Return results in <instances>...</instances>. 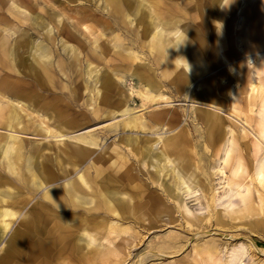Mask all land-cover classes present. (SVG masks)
Wrapping results in <instances>:
<instances>
[{"label":"rangeland","instance_id":"1","mask_svg":"<svg viewBox=\"0 0 264 264\" xmlns=\"http://www.w3.org/2000/svg\"><path fill=\"white\" fill-rule=\"evenodd\" d=\"M214 1L147 0L138 10L127 0H0V264H264L255 165L264 156V73L247 63L264 61V7L244 35L239 13L220 15ZM154 33L169 74L149 49ZM38 62L48 86L35 80ZM208 115L221 137L209 136ZM133 117L135 126L124 123ZM28 157L39 161L42 186L30 185ZM80 178L84 203L57 213L72 242L125 247L116 262L86 249L58 253L42 244L47 230L21 227L48 189ZM110 191L111 207L101 197Z\"/></svg>","mask_w":264,"mask_h":264},{"label":"bare ground","instance_id":"2","mask_svg":"<svg viewBox=\"0 0 264 264\" xmlns=\"http://www.w3.org/2000/svg\"><path fill=\"white\" fill-rule=\"evenodd\" d=\"M127 2H134L135 3V7L138 10L141 9V8H147V6H148L146 4L147 3V0H127ZM240 3H241V6H240ZM212 5L215 6L213 9H216L217 13L220 14V15L226 14V13H230L232 15H235L236 13H239V15H240V17L242 19V25H244L243 23H246L247 22L246 24H248V22H253L254 21V18L256 19V17H258L259 14H261V10L264 7V0H215L214 2H212ZM163 10H164V12L167 11L166 9H163ZM154 11L156 13H158L161 18H163L164 14L161 12L162 10L161 11L159 10V7L158 6H157V8L154 7ZM142 16L143 17L145 16L144 13H141L140 14L139 20H141V17ZM179 22H181V21H179ZM246 27H247V25H244L243 28L241 29V31H242V33L244 35H246V33H247V28ZM17 28H19V27H17ZM151 37H152V39H151L152 41L150 43L149 49L151 48V50L157 56H160L161 57V59L163 61V65H164V73L165 74H169V71H168L169 70V63H168L167 59L166 58L164 59V57L162 56L167 51L166 50V45L164 44V41H162V39L160 38V35L158 36L156 33H154L153 35H151ZM8 39H9V37H8ZM250 48H251V45L248 46V48L246 49V51H248ZM221 57H225V56L223 54H221ZM225 60H227V58H225ZM247 63L250 66L249 68H254L255 69V72L256 73H261V72L264 73V61L263 62H260L259 64L253 65L252 64L253 63V60L252 59H249L247 61ZM32 68H33L35 80H36L37 84L40 87H45V86H48V85L51 84L52 78L48 74V72H47V70H46V68L44 67L43 64H41L40 62L33 63ZM245 70H248V69H245ZM237 72L240 73L239 70ZM109 82L107 84H105L106 85L104 87L105 89L102 90V97L103 98H105L107 96L108 90H110V87L111 86H110ZM198 86H201V84L200 83L197 84V88H198ZM14 92L18 93L19 92V88L15 89ZM198 93H199V91L198 92H196V91L192 92L193 97L199 99V94ZM240 96L241 95L237 91H234L232 93V102H233V104H236V102L239 101V99H240L239 97ZM144 98L145 99H148L149 98V95L148 94H144ZM30 99H33V98H30ZM28 103H29V101H28ZM223 109H225V108H223ZM200 112H201V110H200ZM208 118L211 121L209 123L210 124V133H209V136L210 137H221L222 136V129H221V127L217 123H216V127H215L214 121L216 120V118L215 117H211L210 118L209 115H208ZM135 120H136L135 117H133L131 119L129 118V119L125 120L124 123L126 125H134L135 126ZM212 124H214V126ZM263 125L264 124L261 123V126H263ZM262 131L263 130H261V133H262ZM9 137L10 138H13L14 136L11 134ZM76 137L77 138L80 137L77 140L84 141V143H86V140H85L86 138H81V137H84V136L81 135V136H76ZM164 144L167 145V146L171 145V140H168V139L165 140V143ZM74 145H76V144H74ZM12 149H13V146L11 144H7V146H5L4 150L2 151V157L3 158H6L10 154V151ZM258 159L259 160H258L257 164H255L257 166L256 167V175L259 176V178L260 177L262 178V177H264V156H262L261 158H258ZM39 170H40V165H39V161H37V157L34 160L32 158L28 157V159H27V171H28V176H29L28 177L29 178L28 180L30 182V185L37 186L38 187V186H42V184H44L46 182L45 179H41V177L39 176ZM52 178H53V175L50 174L48 176V179H52ZM81 183L82 184H85V181L82 178H80V183L76 181L75 183L73 182V184H71L70 186L68 185V186L61 187V188H58L57 187V188H50V189H48L43 194V196H42V198H44V201L43 200L40 201V202L37 201L36 204H34L30 208V213L31 214L29 215V218L26 220V222L21 225V227L24 228V229H26V231H31V232L32 231H35V233L36 232H39V231H42L43 232V229H44V231L47 230L48 235H45V237H47V240L49 242L48 243H42V244L51 246L52 248L56 249V251L58 253L67 252V248H70L71 249L70 251H76L77 253L80 252V250L83 251V250L86 249L82 253H84V252L94 253V254H96L94 256H97V258L107 259L109 255H115V257H113V260H114L113 262H116L118 260V255L124 254V250L123 249L125 247H123V246H117V245L116 246H112L111 242L108 241V240L105 241V244H103V242H104L103 241V242L99 243L98 245H92L91 246L89 242L83 241L82 237H78L76 241L72 242V239L74 238V233H73L74 230L71 227V225H69L68 222H65L64 216H61L60 214H58L59 213L58 211H60L61 213L72 212L75 209V207L81 206L84 203V200H85V198L83 196L84 194L82 195V193L84 192V190L82 188ZM165 188H166V186H165ZM162 190H163V188H162ZM166 190H168V187H167ZM104 191H107V189H105ZM92 192L94 194H96V191H92ZM109 193L110 194L108 196H106V198L103 195H101V197H103L102 199H104V202L107 203V206H110L111 207L113 205L112 203L115 202L114 194H113L114 191H110ZM7 197H8V193H6V192L5 193H2L1 192V195H0V198L1 199H6ZM155 200H156V198L150 199V201L148 202V204L151 205L152 203H155ZM167 202H169V201H167ZM137 208H138V206H137ZM132 210H134V209H132ZM2 212H3L2 213L3 216H6L7 214L10 215V212L7 211V210H3ZM209 213H211V212H209ZM211 217H213V216L211 215ZM102 219H104V218H102ZM186 222L188 223V221H186ZM191 223H193V222H191ZM189 224H190V222H189ZM6 227H7V224L5 222H2L1 227H0L1 228L0 231L1 230L4 231ZM99 228L100 227H95V230L96 229L98 230ZM18 232H17V234H18ZM227 238H228V236H227ZM123 239H125V241H127L126 238H123ZM238 249H240V248H238ZM82 253H81L80 256L82 258H84L85 255L84 254L82 255ZM243 255H244V252L242 250L233 252V257H242ZM254 255H255V253H254Z\"/></svg>","mask_w":264,"mask_h":264}]
</instances>
